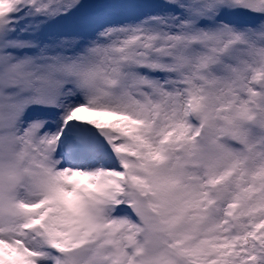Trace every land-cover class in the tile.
I'll use <instances>...</instances> for the list:
<instances>
[{"label":"snow or ice","instance_id":"6c2138e0","mask_svg":"<svg viewBox=\"0 0 264 264\" xmlns=\"http://www.w3.org/2000/svg\"><path fill=\"white\" fill-rule=\"evenodd\" d=\"M0 264H264V0H0Z\"/></svg>","mask_w":264,"mask_h":264},{"label":"rangeland","instance_id":"374dc122","mask_svg":"<svg viewBox=\"0 0 264 264\" xmlns=\"http://www.w3.org/2000/svg\"><path fill=\"white\" fill-rule=\"evenodd\" d=\"M85 115H90V114H85Z\"/></svg>","mask_w":264,"mask_h":264}]
</instances>
